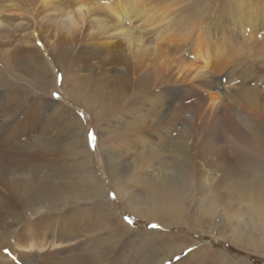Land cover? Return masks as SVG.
Returning <instances> with one entry per match:
<instances>
[{
    "label": "rangeland",
    "instance_id": "obj_1",
    "mask_svg": "<svg viewBox=\"0 0 264 264\" xmlns=\"http://www.w3.org/2000/svg\"><path fill=\"white\" fill-rule=\"evenodd\" d=\"M244 1L247 2L148 0L154 9L164 14L165 21H173L171 22L174 27L171 26L176 29L175 32L169 27V30L164 32V37L177 39L185 46L183 45L182 49L177 48L176 53L170 48L167 55L162 56L157 53L159 50L151 38L147 40L148 45L154 47L149 49L147 46V50H143L145 54L142 51L140 57L135 60L133 54H129L131 50L125 46V40L116 39L108 61H115L113 65L135 67V72L142 69L136 73L138 78L146 75L149 81L156 82H152L150 89L148 86L137 87L135 83V87L133 86L132 90L130 88L125 98L120 97L112 108L106 110H93L90 107L92 103L90 106L84 104L90 100L87 89L80 96V101L68 92L71 78H68L66 83V73L73 78L88 73L86 68H81L75 61L80 52V45L68 58L67 65L60 69L45 41L35 33V41L32 43L39 51L32 52L31 56L35 59L43 57L47 66L42 70L43 73L36 71V74L35 71H27V60H31L27 55L31 50L29 45L20 39L19 33H4L7 27L3 29V26H0V109H4L2 119L12 117V125H17V120L25 115L28 102L35 100L38 111L35 109L34 116L40 121L45 120L49 112L38 105L46 103L47 100L49 103L57 100L71 110L75 117L78 116L83 127L81 144H77L74 142L76 137L67 141L69 130L59 127V121L50 126L48 132L54 135L53 146L58 150L43 151L40 158L44 160L40 161V167H36L38 171L34 175L33 187L29 185L22 194L40 207L23 204L17 207L18 211L14 215L0 214V264H69L70 257H75L74 262L77 264H82V260L87 259L85 264H160L157 259L164 256L167 260L162 264H264V200L261 199L264 198V0H248L251 3L247 4ZM244 3L247 8L243 6ZM257 3H260V6L256 5ZM240 4L241 7L238 6ZM174 23L180 24L177 26ZM184 38L186 41L182 40ZM203 39V42L209 41L210 47L207 48L213 50L212 52L221 51V54L213 53L209 67L211 66L210 71L215 68L211 71L216 76L215 83L225 91H212L214 85L212 81H208V75L187 79L185 83L183 80L179 83L180 91L167 96L176 101L172 105L176 109H171L170 115L167 116L178 110L182 123L177 124L176 129L181 133L185 128H190L191 132L185 137H191L189 144L195 154L191 175L181 178L184 180L181 181L182 185L187 184L183 186L185 199L180 207L184 206L183 218L189 224L182 222L168 226L159 218L144 217L131 210L127 204L126 198H143L147 195V181L153 177L151 172L163 164L164 157L170 164L167 158L170 153L161 151L158 156L155 154L158 158L153 154L150 156L152 159L147 161L145 155H148L149 150L158 152L162 148L152 145L151 142L149 147H145L138 139H131L133 143L122 140V144L121 139L129 136L122 125L134 119L130 114L124 115L123 108L135 98L146 100L145 93L152 94L169 85L166 76L177 70L176 60H183L185 63L182 66H188L195 58V45L192 44ZM215 41L220 42L217 44ZM178 53L180 57L177 56ZM171 54L173 58L168 57ZM102 60L95 64L103 65ZM19 61L21 65L16 67ZM210 83L212 85H209ZM147 88L148 92L145 91ZM210 92L219 96L214 106L208 102ZM149 107L152 108L148 106L146 112ZM138 116L143 118L141 113ZM143 119L147 123L145 125L151 124L149 118ZM3 125V121H0V143L15 136L12 132L14 136L8 137L9 130L7 126L3 128ZM171 128L175 129L172 125ZM41 132L43 131L40 129L29 131L13 144L23 149H34L36 137L40 136ZM17 133L21 134L18 131ZM174 137L169 135L167 140L171 146L176 140ZM182 146L184 149L187 147L183 141L178 148ZM108 149L119 152L120 161L115 163L111 161V157L109 161L106 153ZM52 152H55V156L50 154ZM108 162L112 163L115 169H120L118 178L111 175ZM89 167L94 169L97 183L90 182L82 187L81 194L73 193L70 181L81 177ZM234 177L237 178L234 181L240 182V185L258 184L263 197L260 196L258 201L250 203L247 196L242 197L237 193L240 191L237 184L230 185V179ZM211 183L217 185L218 191L215 188L205 190L206 185ZM228 191L230 192L227 193ZM140 201L141 204L137 202V205L143 207L145 203ZM55 234L59 235L64 243L51 245L49 241ZM24 235L28 236L23 237ZM44 239L49 243L44 249H30L23 245L29 240L39 242ZM71 246H74L75 250L69 253ZM168 248H172V254L165 250ZM102 254L106 257L100 261L97 258Z\"/></svg>",
    "mask_w": 264,
    "mask_h": 264
},
{
    "label": "bare ground",
    "instance_id": "obj_2",
    "mask_svg": "<svg viewBox=\"0 0 264 264\" xmlns=\"http://www.w3.org/2000/svg\"><path fill=\"white\" fill-rule=\"evenodd\" d=\"M247 2L245 3L247 4ZM245 3L243 6L246 7L247 5H245ZM248 3H251V2H248ZM258 4L260 6V3H257L256 5ZM161 5H164V4H161ZM256 5H254V7ZM152 6L149 4L148 0H2V2L0 3V26H3V29L6 27L8 28V30L7 28L6 30H4V33H8V31L19 33L18 35L20 36V39L24 43L28 44L29 47L31 48V50L27 52V55L30 56V59H31V60H27V62L29 61V63H27L28 68L26 67L28 72L35 71L36 73V71H38L40 73L41 71L43 73L42 70L47 68L46 64H44L43 57H39L35 59V58H32L31 56L32 52L34 53L36 50H38L37 46L32 43L35 41V38H34L35 33H37L40 39L45 41L46 45L49 47L51 56L53 57L56 65L60 69H63L64 66L67 65L66 63H67L68 58L71 57V54L74 51V49H76L77 46L80 45L79 46L80 52L78 56L76 57L75 61L77 64L81 66V68L83 69L86 68L85 71L88 73H86L83 76L76 77V78L69 77L70 74L66 73V77H67L65 79L66 83L68 82V78H71L70 83H68L70 85L68 92L71 94V96L76 98V100L80 101V96H82L83 92L87 89L90 94V95L88 94L87 96L88 98L90 97L91 102L89 100V102L87 103L85 102L84 104L90 106V104L92 103V105L90 106L92 109L100 108L102 110H106V109L112 108L114 106V103H116V101L119 100L120 97L125 98V96L128 95V91H130V88L132 90V87L135 85V83H137L136 84L137 87L144 88L145 86H148L149 88L151 84H153L152 82H156L154 80L149 81V77L146 75L140 76L138 78V75L136 73H138L142 69L137 70L138 72H135L136 70L134 69L135 67L133 68V67H126V66H119L116 64L115 66L113 65L115 61L114 62H112L111 60L108 61V59L111 56V52L114 49L113 45H115L116 39L125 40L126 42L125 44H127L125 46H127V48L131 50L130 51L131 53H129V51L128 53L130 55L133 54V58H135V60L140 57L139 54L143 50H145L147 46L149 47V49L153 46V45L149 46L151 44L148 45L147 40L151 38L154 39L157 49L159 50V52L157 53L161 54L162 56L167 55L168 53L167 51H169L170 48L171 50L174 51V53H176L178 51L177 48L182 49V46L184 45L183 42L178 41L177 39H174V38L168 39L164 37L165 35L164 32H167V30H169V27L172 28L173 21L171 19L170 20L172 22L168 21L167 19L168 17H166L167 20L165 21L163 19L164 14L160 13V11H158L157 9H154ZM238 6L241 7V4ZM243 8H242V12L244 13L243 10L246 9L247 7L244 9ZM158 9L160 10L161 8H158ZM257 10H258V7H257ZM237 12L239 13V10ZM237 17L239 18L240 16H237ZM251 19H253L252 16H251ZM244 21L245 19L243 20V22ZM179 24L178 25L176 24V25L179 26ZM252 24H255V23H252ZM240 25L242 24L240 23ZM174 30L176 29L174 28L173 31ZM170 31L173 32L172 30ZM177 31H180V30H177ZM180 34L181 33H179V35ZM178 38H180V36ZM185 38L182 40L186 41ZM227 40L228 39H226V41ZM203 41L204 39L198 40L196 44H194L195 42L193 44L191 43L192 45H195L193 46L194 47L193 55L195 58L193 59L194 60L193 62L191 61L188 63V66L186 65L182 66L185 63V62L183 63V60H176L177 64L175 67L177 68V70L174 71L175 70L174 69L173 70L174 73L172 72L171 75L166 76V81L169 82V85L162 87L158 91H154V92L150 91L152 92V94L145 93V95H147L146 96L147 99L144 100L141 97L144 100V102L142 99L135 98L132 102H130L131 101L130 100L129 105L127 104L123 108V111L125 112L124 115L130 114L131 115L130 117H134V119L133 120L130 119V121H127L125 122L124 125H122L124 127L123 129L127 130V134L129 136L128 138L127 137L122 138L121 143H122V140L123 142L129 143L134 139H138L140 143L144 144L143 146L145 147H149L148 144H150L151 142L152 145L154 144L158 148H162L158 152L154 150H149L148 155L147 156L145 155V157H147V161H150L152 159L150 156H152L153 154L154 155L156 154L158 156L161 151L170 153L169 157H167L170 160V164L167 161L166 157H164L163 164H160L159 167H156L154 171L151 172L153 173L152 175L153 177L151 178V180L147 181V183L149 182L148 186H146L148 188L147 195H144L145 197L143 196V198H136L134 196L126 198L127 204L129 205V207H131V210L142 214L144 217L159 218L163 222H165L168 226H172V225L179 224L182 222L186 223L185 219L183 218L184 206L180 207V205L181 203H183V200L185 199L184 198L185 193H184L183 186H186L185 184L187 183H184L182 185V182L184 180H181V178L191 175L193 171V167H194V160H195L194 155L195 154H193L192 152L193 147L189 144V140H190L189 138L191 137H185L186 134H189L191 132L189 130L190 128L189 129L185 128L183 130L184 132H181V133L178 132V128L176 129V125L182 123L181 116L178 115L179 114L178 110L175 111L176 113H173V115H176V116H173V115L167 116L171 112V109L173 111L176 109L172 107V105L176 101L171 100L167 96L171 94L172 92H176L178 90L180 91L179 83H182L183 80H185L184 81L185 83L187 79L202 78L205 76L207 77L208 75H209L208 81L209 80H210L209 82L212 81V84L214 85V89L212 91H214L215 89L217 92L218 90L225 91L224 88L219 87L215 83L216 76L214 73H211V71L214 70L215 68L211 69L210 71L211 66L209 67L213 53L221 54V51L218 50V51L212 52L213 50L211 51L210 49H208L210 47L208 45L209 41L207 43L206 41L205 42ZM215 42L219 44L218 42L220 41L218 42L215 41ZM190 49L191 48H189V50ZM144 52L145 51H143V53ZM172 55L173 54H171V56H168V57L173 58ZM179 55L180 54L178 53L177 56L180 57ZM148 56L147 57L145 56V57L148 58ZM100 59L105 60V61L102 60L103 65H96L95 63L98 64ZM145 60L147 61L148 59H145ZM154 61L152 60V62ZM157 63L158 62H156V66H157ZM16 65H17L16 67H19L21 65V62L19 61L18 63H16ZM151 65H153V63ZM145 67L147 68V66ZM162 68L164 69V67ZM158 71H159V68H158ZM106 74H107V77H106ZM143 74H145V72ZM148 74L149 73H147V75ZM159 79L160 78H158V80ZM109 83L110 85L108 86L107 84ZM212 84L210 83L209 85H212ZM148 88L145 89V91L150 89ZM208 94H209L208 102L210 103L211 106H214L217 100H219V96L218 94L213 93V92L212 93L210 92ZM42 105L40 104L38 105V107L40 108L44 107L46 111L49 112V115L47 114L48 116L47 115L45 116L46 117L45 120L40 121L39 119H37L38 117L34 116L35 115L34 113L36 112L35 109H37V107L35 106V100H31L26 105V111L24 113L25 115L24 116L22 115L23 117L21 116L19 120H17L18 124L15 126L12 125L13 124L12 123L13 121H11L12 117H10L11 119H6V118L5 120L2 119V115H3L2 112L4 109L3 108L0 109L1 111L0 121H3V124H4L2 127L5 128L7 126L6 127L7 130L10 131V132L8 131L7 136L11 137V136H14L13 133L15 134L13 139L7 138V140L4 141V143H0V214L4 215L8 213V214L14 215L18 211L17 207L23 204H29L28 205L29 207H34V208L40 207V206H37L38 205L37 203H32L29 201L28 198L23 197L22 194L26 188H29V185L33 187L34 178H35L34 175L38 171L36 167H40L41 166L40 164H42L40 161L44 160V158H40L41 157L40 155L43 153V151L44 150H47V151H52V150L57 151L58 150V148L53 146L54 141H55L54 135L48 132L51 128L50 126L53 124H56L54 122L59 121V123H61L59 124L60 125L59 127H61L64 130L65 128L69 130L70 134L68 138H66L67 141L69 139L71 140V138L73 139V137H76L74 142L75 143L77 142V144H81L83 127L81 125L82 123L77 118L78 116L75 117L74 113H72L71 110L67 109L60 102H57V100L53 101L52 103H49L47 100V102ZM46 106L48 108H46ZM148 106H152V108L149 107V109L146 112V109L148 108ZM140 113L142 114L143 118L145 119L149 118V121H151V124L145 125L147 123H145L144 119L140 117L141 115L138 116ZM152 118H155V119L152 120ZM183 124H187V123H183ZM171 125L174 126L175 129L171 128ZM35 129L36 131L40 129L44 133L41 132L40 133L41 135L36 137L34 149H31V150L23 149L22 147H19L13 144L23 134L29 131H35ZM17 131L21 134L19 135ZM46 133H49V134L46 135ZM169 135L175 136L174 138L176 139L172 143V146L169 145L171 143L167 142V140H169ZM63 141H65V139H63ZM182 141L183 143L185 142L187 145L185 149L183 148V146L178 148V145H181ZM169 147H172V148L169 149ZM6 148H9V149H6ZM114 151L111 149H108L106 150V153L108 155L109 161L111 157V161L117 163V161H120L121 159V154L119 152L117 153ZM50 154L55 156V152H52ZM145 157H144V160H146ZM108 166H109L108 170L111 172V175L114 178H118L117 174L120 172V169L119 168L115 169L112 163H109V162H108ZM235 179L237 178L234 177L230 179V181H232L230 182V185L237 184V187L240 190V191H237V193H239L242 197L247 196L251 201L250 203H253L254 200L258 201L260 196L263 197L260 194V190H259L260 186L258 184L257 185L251 184L248 186H246V184L240 185L241 183L234 181ZM90 182L97 183V179L94 174V169L92 167H89V169L86 170L83 173V175H81V177L72 179L70 181V186L74 189L73 193L76 192V193L81 194L82 192L81 188L84 186H87L88 183ZM248 183L249 182H247V184ZM210 188H215V190L218 191L217 185L215 183H211L210 185L207 184L205 190H209ZM229 192L230 191H228L227 193ZM261 199L264 200V198H261ZM140 200H143L145 203L143 207L137 205V202L141 204ZM16 224L17 223H15V225ZM186 224H189V223H186ZM26 236L28 235H24L23 237H26ZM30 240L27 243L25 242L26 244H23L25 247H28L30 249L31 248L44 249L48 247L49 245V243L46 242L45 239L39 242H32ZM49 242L51 245H56L57 243H60V244L64 243L62 239H60V236L56 234L53 238L51 237V240ZM19 246L21 245L19 244ZM182 247H184V245ZM74 250H75V247L71 246L68 252L70 253V252H73ZM165 250H168L167 252L169 254H172V251H173L172 248L171 249L168 248ZM103 254L100 256L101 259L100 258H97V259H99L100 261L104 259L106 255L103 256ZM75 260H76L75 257H70L68 262L69 264H77V262H74ZM166 260H167L166 256L160 257L157 259V261L160 264H162ZM87 261L88 259L82 260V264H85Z\"/></svg>",
    "mask_w": 264,
    "mask_h": 264
}]
</instances>
